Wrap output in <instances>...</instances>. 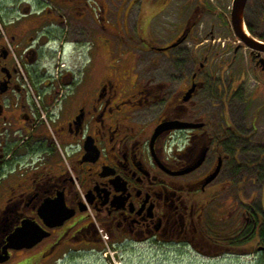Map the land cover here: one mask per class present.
Segmentation results:
<instances>
[{"label": "flooded vegetation", "instance_id": "af4514ba", "mask_svg": "<svg viewBox=\"0 0 264 264\" xmlns=\"http://www.w3.org/2000/svg\"><path fill=\"white\" fill-rule=\"evenodd\" d=\"M228 1L193 0L182 28L160 42L149 21L169 0L150 1L136 34L116 30L115 0H0V259L23 222L47 233L32 247L8 248L0 264L35 250L32 264L57 258L86 232L96 241L105 232L118 243L264 258V135L252 140L264 133V51L229 25L218 5ZM205 16V35L216 40L217 22L236 38L214 50L226 54L224 72L207 77L208 55L197 62L185 47ZM243 16L264 42V0H247ZM112 36L130 49L116 64L100 63L113 56ZM243 48L246 68L237 60ZM248 72L257 86L245 98ZM245 99L258 101L250 127L244 106L232 107ZM174 120L185 125L155 134ZM256 183L259 195L245 192Z\"/></svg>", "mask_w": 264, "mask_h": 264}, {"label": "rangeland", "instance_id": "374dc122", "mask_svg": "<svg viewBox=\"0 0 264 264\" xmlns=\"http://www.w3.org/2000/svg\"><path fill=\"white\" fill-rule=\"evenodd\" d=\"M152 0H115V9L117 13L116 18V30H123L124 33L127 29L133 34H136V30L139 28L140 30L145 27L148 22V17L144 16V13L147 11L149 6L154 8V4L150 3ZM219 1V0H218ZM193 0H169L168 4L165 6L163 10H161L155 17L151 18L149 21V29L153 32V34L158 35L160 42L166 41L174 36L181 28L185 20L187 19V14L189 13L187 4L192 3ZM221 2L218 4L222 9L226 11L228 16H230L229 3ZM151 9V8H150ZM143 14V15H142ZM229 25L231 26V17L229 18ZM250 22L253 21V17L248 16ZM211 16H205L204 19L199 23L200 33H195V38H191L186 43L185 47L188 49V53H191L192 58L196 59L197 62L204 60V57L208 55L209 64L206 66L204 76L207 77L208 73L214 74H222L224 70L220 69V64L224 60L225 55H218L216 52L214 54V50H219L223 48L224 42H229L227 38L232 37V41L236 40L235 36L229 32H226L225 26L218 25L217 22H213L215 24V29L218 34L216 35V40L213 39V36L205 35L207 31H210L211 24ZM202 40L201 43H194L195 39ZM206 38V39H205ZM115 43L114 53L111 57V62L108 59L100 58L98 61L100 63L106 64H116L119 62L117 60L119 55L126 50L130 49V46L127 45L126 42L123 44L118 42V39L115 36L111 37V40ZM217 44V45H216ZM103 45H101L102 47ZM211 48V53H210ZM248 48H243L239 53L237 58L240 66H245L248 62ZM143 53L138 51V57L141 59ZM187 56V55H186ZM86 55L84 56V60H86ZM130 60V59H129ZM188 63V59H182ZM143 63L137 65V70L139 73L142 71ZM168 64L164 63L155 71L156 76L160 77L165 74L168 70ZM183 71V69H182ZM143 73V71H142ZM257 86L256 81L254 80V76L248 72V79L246 81L245 86V98L249 94L250 96L255 87ZM261 93L264 94V87L261 89ZM206 92L202 91V95L199 97L202 100H205ZM246 100V99H245ZM248 100V99H247ZM245 106L243 103L240 105L237 102H234L232 107L241 108L244 106L245 116L241 119L243 124L247 127L251 125V114L254 108L258 105V101H250L248 100ZM207 101H203L202 106H206ZM150 112H156L160 109V104L153 105L148 107ZM242 112L239 113V117ZM244 115V113H243ZM236 120V117H234ZM240 120V119H239ZM262 126V122L260 125ZM264 133L258 132L252 140H262ZM255 188L256 193L260 194L259 184L246 186L245 192L249 193L252 188ZM101 240H93V235L91 233H87L83 236L86 238L83 243L75 244L73 246H68V249H65L61 256L57 258H48L43 259V262H36L35 264H264V258L261 255L253 253H242V252H234V253H224L220 256H208L197 253L195 250L188 251L185 248H182L181 245L177 244H135V243H123V242H113V239L108 237V234L102 232ZM35 251H26V252H18L15 253L13 258L6 264H32L33 257L35 256Z\"/></svg>", "mask_w": 264, "mask_h": 264}, {"label": "water", "instance_id": "95a60500", "mask_svg": "<svg viewBox=\"0 0 264 264\" xmlns=\"http://www.w3.org/2000/svg\"><path fill=\"white\" fill-rule=\"evenodd\" d=\"M247 0H234L232 15H231V23L235 33L243 40V42L252 49H258L264 51V42L259 41L252 35H250L245 29L244 22V7ZM263 63L264 67V59L260 60ZM185 125V123H180L177 120L174 121H165L160 123L157 126L155 134H158L164 128H173ZM73 215V212L68 211L60 215V220H65ZM39 227H32L27 222H23V225L19 228H16L7 238V244L5 246V254L1 257L0 261H4L9 258L8 248H22V247H32L35 245L42 237L47 235L46 232L40 231Z\"/></svg>", "mask_w": 264, "mask_h": 264}]
</instances>
